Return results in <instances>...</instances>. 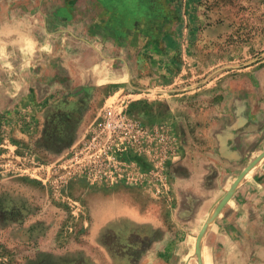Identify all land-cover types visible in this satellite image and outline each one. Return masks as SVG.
Masks as SVG:
<instances>
[{
  "label": "rangeland",
  "instance_id": "1",
  "mask_svg": "<svg viewBox=\"0 0 264 264\" xmlns=\"http://www.w3.org/2000/svg\"><path fill=\"white\" fill-rule=\"evenodd\" d=\"M19 1L0 0V47L14 35L44 36L40 22L7 11ZM77 1L93 9L81 4L76 16L105 17L96 0ZM118 2L111 19L133 35L96 41L104 58L82 51L84 64L63 58L57 72L41 53L14 64L0 49V264H102L106 251L109 264L166 259L145 227L103 234L107 223L119 226L103 224V210L127 198L155 225L177 229L175 238H192L190 264H264V0ZM89 66L96 72H80ZM108 108L167 134L166 185L140 153L104 180L71 173L72 150ZM204 154L213 158L209 178L180 192L171 166Z\"/></svg>",
  "mask_w": 264,
  "mask_h": 264
},
{
  "label": "crops",
  "instance_id": "2",
  "mask_svg": "<svg viewBox=\"0 0 264 264\" xmlns=\"http://www.w3.org/2000/svg\"><path fill=\"white\" fill-rule=\"evenodd\" d=\"M74 1L75 0H30L24 2L22 0L15 2L14 4H9L7 6V11H21L22 14L26 16L22 17L23 20L25 19L29 21L30 19L31 21L40 22L39 25L44 32V36L38 38L31 34H21L22 36L14 35L11 38L6 39L0 49H2L5 55H7V58L9 57L14 64L19 63V61L14 62L16 58H20L19 60H21L26 57L37 56L41 53V56L43 55L46 62L51 59V62L53 61L52 63L55 64V61L57 60V72H59L62 70V66L67 68V62L63 63V58H65L66 61H70V65H72L71 60L75 59H78L81 64H84L86 61L83 52L87 50L91 51L94 49L104 58L102 53H100L102 49L95 47L94 44L96 41L108 44L110 38L109 34L111 36L113 34H120V36L125 37H129L131 34L133 35L132 32H123L122 30H119L118 27L120 26V21L111 19L113 10L118 8V0H96L100 9L104 10L105 17L100 20H94L93 17L90 15L86 16V14L82 17L76 16V10L81 8V4H83L86 9L92 10L93 7L91 6L90 1L86 3ZM31 15H33L34 19L30 18ZM46 25H48L47 29ZM95 25L100 26L102 30L96 31ZM35 42H37V45L33 44ZM44 50L50 53H45ZM76 50L77 52H75ZM51 51H53L52 54ZM116 59L118 62L120 60V62H125L126 57H117ZM126 65L128 64L125 63V66ZM91 67L92 66L86 67L80 72L85 75L96 72ZM68 70L70 73L76 72L72 66ZM125 71L126 68L124 66L119 67L117 71H115V77L122 78L123 76H121L120 73H125ZM212 171L213 158L206 156V154L200 156L197 163H191L186 159L179 164L171 166L172 175H174L176 179V186H181L179 187L180 192L183 191L182 187L189 189L194 186V178H200L206 181L209 178V173ZM183 172L186 173L183 174ZM187 173H189V176L186 177ZM252 174L253 172L251 175ZM251 175L245 177L244 174L241 178V184L248 181ZM119 203L122 204L119 205L117 210L110 208L103 210V214H101L103 224L112 220L111 218H118L119 220V226L117 228H112L111 225L107 223L106 228L102 231L103 234H109L111 232L120 234V232L122 233L124 231L127 235L130 230L133 231L136 227H145L152 233V237L149 235V239H152L154 243L153 248L156 251H159L160 254L165 255L166 259L158 258L155 260V258H147L143 261V264H167L169 261L171 264H190L192 257L189 255L192 253V249L195 248V242L190 240L192 238L187 240L175 238L174 234L177 229L174 230V227L170 225H165V227L158 225V223L155 225L156 218L149 213H143L138 206L132 205L128 198ZM175 217L181 219V221L182 218H184L182 213H176ZM204 229L205 227L200 236L201 239L199 246L200 244H203L202 241L206 233ZM158 233L161 234L160 237H158ZM126 239L130 238L126 237ZM199 246L198 258L201 263ZM106 249L109 250V243L106 244ZM106 253L108 257L109 252L106 251ZM107 257L105 256L103 258L101 261L102 264H109V261L105 260ZM163 260H165V262Z\"/></svg>",
  "mask_w": 264,
  "mask_h": 264
},
{
  "label": "built area",
  "instance_id": "3",
  "mask_svg": "<svg viewBox=\"0 0 264 264\" xmlns=\"http://www.w3.org/2000/svg\"><path fill=\"white\" fill-rule=\"evenodd\" d=\"M167 144L168 136L162 130L145 128L108 108L100 128L72 150L70 170L94 181L104 180L114 173L113 169H121L119 166L125 164L121 159L130 153H140L152 160V174L157 184L164 186L165 171L173 158Z\"/></svg>",
  "mask_w": 264,
  "mask_h": 264
},
{
  "label": "bare ground",
  "instance_id": "4",
  "mask_svg": "<svg viewBox=\"0 0 264 264\" xmlns=\"http://www.w3.org/2000/svg\"><path fill=\"white\" fill-rule=\"evenodd\" d=\"M251 170V169H250ZM241 184V180L239 181V183H238V185H240Z\"/></svg>",
  "mask_w": 264,
  "mask_h": 264
}]
</instances>
